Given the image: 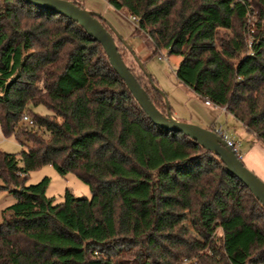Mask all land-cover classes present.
Returning a JSON list of instances; mask_svg holds the SVG:
<instances>
[{
    "label": "trees",
    "instance_id": "16d2710c",
    "mask_svg": "<svg viewBox=\"0 0 264 264\" xmlns=\"http://www.w3.org/2000/svg\"><path fill=\"white\" fill-rule=\"evenodd\" d=\"M105 1L138 19L151 55L180 57L181 85L264 148V0ZM112 36L122 57L124 39ZM39 106L45 114H29ZM0 132L24 147L0 152V190L11 185L15 199L2 212L0 264H264V208L248 188L212 152L153 124L78 24L22 0H0ZM43 166L74 175L91 198L66 189L55 204L49 178L26 185Z\"/></svg>",
    "mask_w": 264,
    "mask_h": 264
},
{
    "label": "rangeland",
    "instance_id": "374dc122",
    "mask_svg": "<svg viewBox=\"0 0 264 264\" xmlns=\"http://www.w3.org/2000/svg\"><path fill=\"white\" fill-rule=\"evenodd\" d=\"M68 1H76L81 3L83 8L88 11H92L93 9L94 11L101 13V16L105 18V20H107L123 37L126 46L133 50L134 55L141 62L142 71L153 80L154 86L164 94L173 118L204 129H208L211 126V123L215 121V125H221L224 129L226 127L228 128V130L225 129V131L235 140L237 144H241L243 148L247 146V139L243 134L244 131H242L241 127H237L230 121V123L227 122V125L226 123H223L222 113L218 110L205 107L203 101L198 98L195 93L178 82L175 70L180 61V57L176 55H168L166 50H162L155 55H151V45L145 35L140 31L135 32V26L130 22L128 16L112 9V7H110L105 0ZM119 50L126 66L139 76L138 69L136 67L137 64L132 54H130V52L125 50L123 47H119ZM160 53L165 59H158V55ZM140 79L142 80V78ZM45 113L46 110L40 106L30 108L29 112L30 115H40ZM260 146L262 145L260 144ZM23 149L24 147L19 144L15 135L4 137L0 132V152L17 154ZM45 177L49 178V184L46 188L45 195L49 198H53L55 204L61 203L64 200L66 189L69 190L75 197L87 199L91 198L90 190L85 183L72 174H66L64 176L59 175L51 166H43L38 170L30 172L25 184H36ZM0 185H3L2 181H0ZM4 186L5 187H1L2 189L0 190V222L2 220L3 210L15 202L14 197L9 192L11 185ZM177 213L180 217L181 223L193 236L200 248H205L207 246L206 240L197 237L191 228L189 210L177 208ZM181 264L187 263L182 262Z\"/></svg>",
    "mask_w": 264,
    "mask_h": 264
},
{
    "label": "water",
    "instance_id": "95a60500",
    "mask_svg": "<svg viewBox=\"0 0 264 264\" xmlns=\"http://www.w3.org/2000/svg\"><path fill=\"white\" fill-rule=\"evenodd\" d=\"M23 2L33 5L37 8L50 11L54 14L60 15L76 24H78L84 32L93 40L98 42L104 50L110 65L117 75L123 80L127 89L136 100L138 105L156 126L170 130L172 132H179L195 141L205 150L212 152L217 156L225 166L226 170L236 177L244 186L248 188L253 197L264 208V182L260 180L253 172H251L241 161V159L225 145V142L220 136L209 129H204L193 124L175 120L170 113V109L166 98L162 92L166 105V113L162 114L151 102L145 90L137 82L133 74L122 60L120 53L117 50L116 43L113 39L114 34L120 39L119 33L106 20L112 34L101 23L104 21L100 14L88 11L78 4L68 0H22ZM124 46L132 54L136 64L142 68L141 62L134 55L131 48ZM148 80L151 78L146 75ZM153 85V84H152ZM155 87V86H154ZM156 88V87H155ZM157 89V88H156Z\"/></svg>",
    "mask_w": 264,
    "mask_h": 264
},
{
    "label": "crops",
    "instance_id": "0c3cea01",
    "mask_svg": "<svg viewBox=\"0 0 264 264\" xmlns=\"http://www.w3.org/2000/svg\"><path fill=\"white\" fill-rule=\"evenodd\" d=\"M92 11L98 13L97 11H94L93 9ZM98 14L101 15V13H98ZM204 106L211 108L213 110H218L220 113H222L223 123H226V125H227V122L230 121L234 123L237 127H241L242 131H244L243 134L245 135L247 139L246 142L248 144L247 146H245V148H243L241 144H238L240 148L239 151L241 150L240 159L251 172H253L260 180L264 182V157H263L264 149L263 147L260 146L259 142H257L255 138L251 134H249L245 130V128L236 119H234L233 116L228 114L225 110H223L222 108H214V107H209L206 105ZM175 120L179 121V119H175ZM214 125H215V121L211 123L210 127H213ZM225 129L228 130L227 127Z\"/></svg>",
    "mask_w": 264,
    "mask_h": 264
},
{
    "label": "built area",
    "instance_id": "2783aa9c",
    "mask_svg": "<svg viewBox=\"0 0 264 264\" xmlns=\"http://www.w3.org/2000/svg\"><path fill=\"white\" fill-rule=\"evenodd\" d=\"M128 19L130 20V22L136 27L138 19L136 17L133 16H128ZM158 59H165L164 56L160 53L158 55ZM204 105L212 107V104L209 101H205ZM224 110V108H222ZM21 120L29 125H32L33 120L31 118V116L27 113H23L21 115ZM212 131L215 132L218 136H220L222 138V140L225 142V145L230 148L239 158H240V154H239V147L238 144L235 142V140L225 131V129L221 126V125H214L212 127Z\"/></svg>",
    "mask_w": 264,
    "mask_h": 264
}]
</instances>
